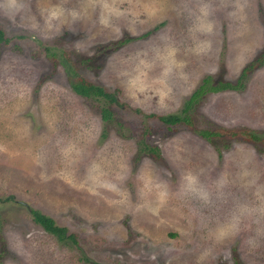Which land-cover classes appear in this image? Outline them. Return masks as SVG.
<instances>
[{
    "label": "rangeland",
    "instance_id": "374dc122",
    "mask_svg": "<svg viewBox=\"0 0 264 264\" xmlns=\"http://www.w3.org/2000/svg\"><path fill=\"white\" fill-rule=\"evenodd\" d=\"M0 29V264H264V0H0Z\"/></svg>",
    "mask_w": 264,
    "mask_h": 264
},
{
    "label": "trees",
    "instance_id": "16d2710c",
    "mask_svg": "<svg viewBox=\"0 0 264 264\" xmlns=\"http://www.w3.org/2000/svg\"><path fill=\"white\" fill-rule=\"evenodd\" d=\"M148 34L145 33L144 36ZM7 38L4 36L2 30L0 29V43H7ZM250 66L242 68L235 85L230 84L229 82H221L217 81L216 83L212 84L210 77H204L200 84L191 92V94L188 96V98L183 102L182 108L180 110L179 114H169L164 116H158V120L166 125H174L178 123H185L189 124V119L187 116L188 110L191 108V106L196 103L201 96H203L207 92H217L224 89H235L237 88V85L239 84V80L244 76V71L246 69H250ZM65 69L67 72L73 74V71L71 70V67L66 65ZM75 76V75H73ZM70 88L72 91L81 97L84 98H92V99H103L107 103H114L116 102L115 97L113 93H110L106 90H104L101 86L96 85L90 81L84 80L82 78H76L75 81L70 82ZM100 117L102 120L106 121L111 118V112L108 108L102 107L100 109ZM200 137L209 139L212 136H216V133L214 132H208L204 130H197L195 131ZM242 136L244 138H250L251 140H258L260 139L258 136H256L252 131L244 130L241 132ZM264 135V133H263ZM262 142H264V137L261 138ZM150 151H154L153 149H149ZM8 200V198L3 199ZM0 202H2L0 200ZM29 212L31 214V220L34 224L41 227L45 232L55 237V239L60 243H66L71 242L75 244L74 236L67 232L65 227L58 226L54 223L53 219L49 216H46L42 214L41 212L29 209ZM81 259H84L83 257ZM85 260V259H84ZM92 264H98V263H92Z\"/></svg>",
    "mask_w": 264,
    "mask_h": 264
},
{
    "label": "water",
    "instance_id": "95a60500",
    "mask_svg": "<svg viewBox=\"0 0 264 264\" xmlns=\"http://www.w3.org/2000/svg\"><path fill=\"white\" fill-rule=\"evenodd\" d=\"M82 256H83V258H84L86 261H88V262H90V263H93V261H92L91 259L87 258L83 252H82Z\"/></svg>",
    "mask_w": 264,
    "mask_h": 264
}]
</instances>
